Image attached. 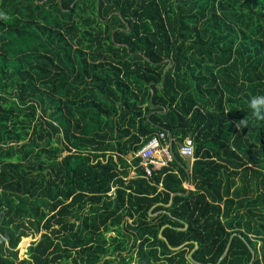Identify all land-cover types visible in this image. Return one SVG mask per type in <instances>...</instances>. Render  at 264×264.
<instances>
[{
  "label": "trees",
  "instance_id": "obj_1",
  "mask_svg": "<svg viewBox=\"0 0 264 264\" xmlns=\"http://www.w3.org/2000/svg\"><path fill=\"white\" fill-rule=\"evenodd\" d=\"M256 95L264 0H0V264H264Z\"/></svg>",
  "mask_w": 264,
  "mask_h": 264
},
{
  "label": "built area",
  "instance_id": "obj_2",
  "mask_svg": "<svg viewBox=\"0 0 264 264\" xmlns=\"http://www.w3.org/2000/svg\"><path fill=\"white\" fill-rule=\"evenodd\" d=\"M172 141V137L167 138L164 132H160L137 151L136 155L142 156L141 163L146 168L148 175H151L149 164L160 168L173 160ZM178 149L185 158L194 159L195 147L191 137H186Z\"/></svg>",
  "mask_w": 264,
  "mask_h": 264
},
{
  "label": "clouds",
  "instance_id": "obj_3",
  "mask_svg": "<svg viewBox=\"0 0 264 264\" xmlns=\"http://www.w3.org/2000/svg\"><path fill=\"white\" fill-rule=\"evenodd\" d=\"M249 108L257 120H264V95L253 96L249 102ZM241 123L246 121L242 119Z\"/></svg>",
  "mask_w": 264,
  "mask_h": 264
},
{
  "label": "rangeland",
  "instance_id": "obj_4",
  "mask_svg": "<svg viewBox=\"0 0 264 264\" xmlns=\"http://www.w3.org/2000/svg\"><path fill=\"white\" fill-rule=\"evenodd\" d=\"M179 146H180V145H179ZM187 159H189V158H187ZM193 161H194V160H192L191 158L189 159V162H190V167H189V168H190V170H191V167H192ZM133 173H134V171H133ZM186 186H187V187H191V185L188 184V183H186ZM39 238H40V234L23 236V237L21 238V240H20L18 246H17V248L19 249V257H20V258H24V257H26V256H27V250H28L30 244H31L33 241H35V240H37V239H39ZM25 240H27V241L25 242Z\"/></svg>",
  "mask_w": 264,
  "mask_h": 264
},
{
  "label": "bare ground",
  "instance_id": "obj_5",
  "mask_svg": "<svg viewBox=\"0 0 264 264\" xmlns=\"http://www.w3.org/2000/svg\"><path fill=\"white\" fill-rule=\"evenodd\" d=\"M194 159H195V157H194ZM193 159V160H194ZM134 171V170H133ZM133 171H132V174H135V171H134V173H133ZM189 188H191V187H189ZM160 235L162 236V233H160ZM26 236V235H25ZM28 236V235H27ZM23 237V236H22ZM27 240H25V242H26ZM198 245H196V247H197ZM190 255V257H192V252L189 254Z\"/></svg>",
  "mask_w": 264,
  "mask_h": 264
},
{
  "label": "water",
  "instance_id": "obj_6",
  "mask_svg": "<svg viewBox=\"0 0 264 264\" xmlns=\"http://www.w3.org/2000/svg\"><path fill=\"white\" fill-rule=\"evenodd\" d=\"M171 137V136H170Z\"/></svg>",
  "mask_w": 264,
  "mask_h": 264
}]
</instances>
